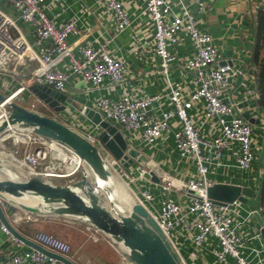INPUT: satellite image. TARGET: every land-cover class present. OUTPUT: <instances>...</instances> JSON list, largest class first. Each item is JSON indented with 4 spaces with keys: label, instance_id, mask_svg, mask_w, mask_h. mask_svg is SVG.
<instances>
[{
    "label": "built area",
    "instance_id": "obj_1",
    "mask_svg": "<svg viewBox=\"0 0 264 264\" xmlns=\"http://www.w3.org/2000/svg\"><path fill=\"white\" fill-rule=\"evenodd\" d=\"M0 1L14 9L17 18L28 25L24 30L16 18L0 8V92L5 96L0 102V120L7 116V102L19 103L22 94H28V86L32 83L45 84L59 92H65L71 85L88 101L82 103L78 112L84 115L87 107L98 111L102 120L122 133L127 143L122 156L129 157L127 150L133 148L146 156V164L134 158L128 167H124L99 140L103 130L100 125L86 117L87 122L68 109L57 119L97 147L113 176L127 180L132 202L141 204L155 220L181 264H189L184 255L186 244L191 245L188 256L193 258L209 238L217 240L216 246H209L213 263L259 264L256 257L263 249H252L244 254L247 246L234 219L240 202L214 204L207 196V188L214 183L207 178L211 166L247 170L253 163L254 150L252 124L239 113L238 104L230 101V86L240 71L232 60L228 62L222 56L213 37L199 28L190 10L191 5H195L199 12L204 10V1L143 0L153 32L142 36L135 29V16L125 8L124 0H101V9L109 16L113 27V34L106 39L92 35L95 26L82 27L76 14L57 22L70 10L64 0ZM252 2L264 8V0ZM174 4L179 5V12L173 11ZM49 9H52V16L47 13ZM126 30L129 31L127 50L131 55L145 61L150 57L157 58L155 69L162 76L164 90L146 94L138 91V84L128 78V62L116 56V51L124 46L117 44L116 51L112 49L115 39ZM183 31L190 37L192 50L179 59L169 46L180 40ZM71 35L76 38L69 42ZM80 44V51L76 54L75 47ZM174 61H178L179 68L188 75L186 79L170 78L169 70ZM8 77L20 79L12 84L6 79ZM246 89L249 95L259 99L255 84ZM92 92H96L94 97H90ZM198 104L200 109L192 113ZM29 109L39 112L35 103ZM205 127H208V133H202ZM10 132V136H22L19 139L26 144L21 158L17 159L19 168L25 169L24 178L36 175L57 183L55 179L74 176L86 168L75 152L56 140L35 134L25 127H11ZM168 132L179 161L193 166L185 183L174 178L167 169H164L159 183L144 177L151 170L148 166L151 160L160 165L152 152L159 151ZM232 142L236 143L237 153L234 162L228 164L223 160L224 151ZM137 180H145L146 184L130 187L129 183ZM173 190L181 195L168 194ZM254 212L251 210L248 215ZM43 217L25 212L20 220L38 221ZM85 224L89 238L95 242L103 239L112 245L119 255L118 264H134L122 243L91 224ZM0 230L22 246L23 243L1 221ZM30 239L76 263L71 245L60 237L38 231ZM1 264L67 263L39 250L23 248L4 256Z\"/></svg>",
    "mask_w": 264,
    "mask_h": 264
},
{
    "label": "crops",
    "instance_id": "obj_2",
    "mask_svg": "<svg viewBox=\"0 0 264 264\" xmlns=\"http://www.w3.org/2000/svg\"><path fill=\"white\" fill-rule=\"evenodd\" d=\"M66 4L70 6V10L57 19V22H62L72 14H76L81 19L82 27L95 26L96 29L92 32L93 36L99 39L109 38L113 34V27L108 15L104 14L101 7V0H64ZM174 1V0H172ZM204 10L197 11L195 5H191L195 19L201 30L207 31L214 39L218 50L222 56L228 60H232V64L237 67L240 74L233 80L230 86V101L233 100L237 104H242L243 112H249L254 119L252 124V147L254 150V160L251 167L247 170L236 169L230 167L214 168L211 166L207 173V178L212 182H222L236 184L241 187V193L246 198V202H240V209L236 210L234 215L235 224L237 225L240 236L244 239L247 248L244 250V254H248L250 250L257 249L262 252L256 257L259 264H264V239L261 234V229L264 226V93L260 87V65L259 62L264 60V8L257 7L252 0H203ZM1 2V1H0ZM125 8L134 14L135 22L134 27L140 35H150L153 32L152 21L144 11L143 0H124ZM0 8L8 12L14 18L21 28L28 27V25L20 21L17 18V12L11 9L9 6L0 3ZM172 9L175 12H179V5H172ZM49 16H52V9L47 11ZM129 31L126 30L120 34L112 45V49L116 51V45H123V49L116 51V56L124 58L129 65L128 78L131 81L138 84V91H145L146 94L153 93L157 90H164L161 87L162 76L157 74L155 66L157 65V58H149L148 60H142L131 55L127 50V36ZM76 36L71 35L68 37V41L72 42ZM80 45L76 46L75 53L80 51ZM171 51L177 53L181 59L186 53L192 50L191 40L187 32L183 31L180 34V40L169 46ZM64 62V61H63ZM161 76L159 78V76ZM169 76L171 79L182 78L186 79L187 74L182 72L179 68L178 61H174L171 64L169 70ZM240 81L237 83L238 77ZM8 81H12L15 84L20 78L8 77ZM18 79V80H17ZM1 84V83H0ZM256 85V88L260 94L259 99L253 98L249 95L246 87ZM264 87V86H263ZM31 92H28L29 97L32 96ZM68 97L73 98L81 103L68 104V108L75 116L85 122H87L84 115L78 110L83 102H88L84 95L79 91L72 89L71 85L67 87L64 92ZM96 92H92L90 97H94ZM229 101V99H228ZM229 101V102H230ZM80 104V106H79ZM197 109H200L199 104L196 106L194 113ZM240 113L241 108L238 107ZM257 116V117H256ZM196 122L199 120L196 118ZM208 127H205L202 133H208ZM17 135V134H16ZM19 136V135H17ZM171 133L168 132L164 138V142L159 145L158 152H152V156L159 161L160 166L163 169H167L172 172L174 178L180 179L182 182H187L190 173L193 172V166L189 162H180L171 138ZM225 155L223 160L232 164L234 162V156L237 153L236 143H230L229 147L224 151ZM12 156V155H11ZM13 158V156H12ZM2 164L8 168V160L6 161L0 156ZM17 161V160H16ZM20 167V166H18ZM17 175L14 179H24L25 169L19 168ZM5 177V172L2 173ZM8 176V175H7ZM115 176V175H114ZM117 176V175H116ZM115 176V178H117ZM124 185H127V180H119ZM59 183V182H57ZM67 183V182H66ZM63 184V183H62ZM145 180H137L135 183H129L130 187L145 185ZM125 187L128 189V187ZM176 192V193H175ZM168 194L180 196L181 193L177 191H169ZM114 195V192H113ZM105 197L107 195L105 194ZM118 199L114 195V200ZM39 198L35 196H29L23 200L25 204L35 205L39 202ZM119 202V201H118ZM120 203V202H119ZM124 203L125 205H122ZM124 211H128L132 205V200L121 201ZM2 208L4 209L10 222L16 227V229L27 237L33 236L36 232L45 229L47 231L59 233L64 232L68 237L72 233L63 229L62 225L74 227L76 230L75 237H79L78 241H75L72 248V255L74 256L77 264H110L105 262L101 258L94 248L88 247V240L86 237H82V234L87 233V228L82 220L70 219L65 220L64 217L44 216L43 219L38 221H24L20 220L25 212L16 207L15 204L1 200ZM110 208L109 202L105 204ZM121 206V207H122ZM14 208V211L12 210ZM254 210L259 215L263 222V225L259 223L255 212L248 215V212ZM16 220V221H15ZM15 224H14V223ZM238 223V224H237ZM261 227V228H260ZM260 229V230H259ZM55 234V233H54ZM86 236V234H85ZM80 238H82L80 240ZM102 247L104 250L110 248L112 252L117 256L116 261L119 263V255L112 247V245L101 239ZM100 243V242H99ZM217 245V240L209 238L204 245L200 248L196 257H189L188 250L191 245L188 243L184 246V255L186 256L189 264H217L213 263L214 256L209 251V246ZM26 249H32L25 245L22 246L15 241L10 240L7 235L0 230V264L4 256H8L13 252H20ZM82 260V263H78ZM223 264H229L223 263Z\"/></svg>",
    "mask_w": 264,
    "mask_h": 264
},
{
    "label": "water",
    "instance_id": "obj_3",
    "mask_svg": "<svg viewBox=\"0 0 264 264\" xmlns=\"http://www.w3.org/2000/svg\"><path fill=\"white\" fill-rule=\"evenodd\" d=\"M239 81L240 76L237 83ZM28 90L37 99L56 110L65 107H55L60 103H71L72 105L76 102L81 103L41 83H32L28 86ZM4 100L5 96L0 92V102ZM6 106L7 116L0 120V139L10 136L11 127L29 128L35 134L56 140L69 147L86 166L82 169L78 180L61 184L43 180L36 175L14 179L10 176L11 174L7 176V168L0 159V221L13 236L25 245L48 256L67 264H77L21 234L8 219L2 208L1 200L15 204L17 208L26 213L64 217L66 220L73 218L91 224L116 242L122 243L134 264H181L178 255L171 249L155 220L149 216L141 204L132 203L128 211H124L116 204L113 195L114 187L110 180L112 174L92 142L61 121L24 107L16 101L11 100ZM242 106L241 103L238 104L241 108L240 114L249 122H254L249 112H243ZM84 116L92 123L100 125L103 130L98 136L99 140L124 167H128L134 158L137 162L146 164V156L133 148L127 150L129 157L122 156L123 151L127 149L122 133L114 125L102 120L98 111L87 107ZM148 166L151 170L145 173L144 177L154 183H159L164 169L153 160ZM3 172L6 177L2 174ZM105 194L108 197L110 208L101 200ZM29 196H35L40 201L35 205L25 204L23 200ZM207 196L214 204L232 203L235 200L246 202V198L241 193V187L230 183L214 182L207 188ZM12 210L14 211V208ZM255 216L263 225L257 212ZM261 234L264 239V226Z\"/></svg>",
    "mask_w": 264,
    "mask_h": 264
},
{
    "label": "rangeland",
    "instance_id": "obj_4",
    "mask_svg": "<svg viewBox=\"0 0 264 264\" xmlns=\"http://www.w3.org/2000/svg\"><path fill=\"white\" fill-rule=\"evenodd\" d=\"M1 3V2H0ZM21 21V20H20ZM19 23V22H18ZM24 30H26L27 29V27H24L23 28ZM2 80H0V82H1ZM77 101V100H76ZM18 102H19V104H21V105H23V106H25V107H30L31 106V104L32 103H35V109H37L39 112H41V113H48V108H47V106H45L41 101H39V100H37V98L36 97H29V95L27 94V92H24L23 94H22V97L18 100ZM46 115V114H45ZM56 118H61V117H56ZM66 123H68L67 121H65ZM3 137V136H2ZM22 136H15V135H12V136H10V137H3L2 139H0V156L1 157H3L6 161L8 160V164H10V167H8V170H9V172L10 171H12V172H10V173H12L11 175L12 176H15V175H17L18 173H17V171L19 170V167L18 166H20V164L16 161L17 159H20L21 158V155H22V153H23V151H24V146L26 145L25 143H22V141H21V139H19V138H21ZM95 143L97 144V145H99L100 146V143L98 142V141H96L95 140ZM13 156V158H14V160H13V158H12V156ZM6 174L9 176V174H8V172L6 171ZM80 175H81V172H78L77 174H75L74 176H71V177H68V178H63V179H55L57 182H59V183H66V182H70V181H72V180H74V179H78L79 177H80ZM173 175V174H172ZM116 176V175H115ZM115 176H114V178L112 177V179L111 180H114L115 182H116V180L117 181H119V180H122L119 176H116L117 178H115ZM174 176V175H173ZM121 185V184H120ZM121 189H123V186L121 185V187H120ZM121 200H119V199H115L114 201L116 202V204H118L119 206H122V205H125L124 203H121V201H123L124 202V200H127V199H123V198H120ZM101 200H102V202L104 203V204H106L107 203V201L109 202V200L105 197V196H103L102 198H101ZM122 204H120L119 202ZM127 201H130V196H129V198H128V200ZM122 208H123V206H122ZM116 211H117V209H115ZM74 222H75V220H74ZM86 225V224H85ZM63 229H65V230H67V232H71L72 234V238H71V236H66L65 234H64V232H62V233H59L58 235H57V233L56 232H52L51 230L50 231H47V230H45V229H41V231H43V232H47V233H51V234H54V235H56V236H58V237H60L61 239H63V240H65L66 242H68L70 245H72L73 246V244H74V242L75 241H78L79 240V237H75V235H77L76 234V230L74 231V227H70V226H67V225H62L61 226ZM85 234H86V236H85ZM83 233L82 234V237L84 236V237H86L87 238V240H88V247L89 246H91V248H94V250H97V252L96 253H98V255L101 257V258H103V260L105 261V262H108V263H110V264H117V261H116V258H117V256L112 252V250L110 249V248H108L107 247V249L106 250H104V247H102V244L103 243H101V242H103V241H101V240H99L98 242H95V241H93L91 238H89L88 237V234L87 233ZM82 238H80V240H81ZM100 242V243H99ZM73 253V252H72ZM83 261L82 260H79L78 261V263H82Z\"/></svg>",
    "mask_w": 264,
    "mask_h": 264
},
{
    "label": "bare ground",
    "instance_id": "obj_5",
    "mask_svg": "<svg viewBox=\"0 0 264 264\" xmlns=\"http://www.w3.org/2000/svg\"><path fill=\"white\" fill-rule=\"evenodd\" d=\"M13 160H14V158H13ZM7 172H8V174L10 175V174H12V173H10V172H12V171H10L9 172V170H8V168H7ZM11 177H14V176H12V175H10ZM112 177L114 178V176L112 175ZM112 177H110V180L112 179ZM115 180V179H114ZM114 180H111V182H112V184H113V187H114V195H116V197L119 199V200H121L120 198H123V199H127L128 200V198H129V196H130V199L132 200V197H131V195H130V193H129V190L125 187V185L122 183V182H120V181H117L116 180V182L114 181ZM170 180V179H169ZM123 186V189H121L120 187H121V185ZM127 186V185H126Z\"/></svg>",
    "mask_w": 264,
    "mask_h": 264
},
{
    "label": "flooded vegetation",
    "instance_id": "obj_6",
    "mask_svg": "<svg viewBox=\"0 0 264 264\" xmlns=\"http://www.w3.org/2000/svg\"><path fill=\"white\" fill-rule=\"evenodd\" d=\"M62 93H64V92H62ZM41 101V100H40ZM42 102V101H41ZM45 106H47V108H48V113H45L46 115H48V116H50V117H53V118H55V119H57L56 118V116H60V117H62V112L63 111H65L67 108H68V104H66V103H60V104H57L55 107H57V108H59V107H61V106H65L64 108H62L61 110H56L55 108H52L51 106H49L47 103H44V102H42ZM63 104V105H62ZM44 114V113H43ZM58 120V119H57ZM81 176V175H80ZM80 178V177H79ZM78 178V179H79ZM78 179H74V180H78ZM73 181V180H72ZM71 182V181H70ZM68 183V182H67ZM62 184V183H61Z\"/></svg>",
    "mask_w": 264,
    "mask_h": 264
},
{
    "label": "trees",
    "instance_id": "obj_7",
    "mask_svg": "<svg viewBox=\"0 0 264 264\" xmlns=\"http://www.w3.org/2000/svg\"><path fill=\"white\" fill-rule=\"evenodd\" d=\"M264 18V15L262 16ZM260 65V73H259V79H260V87L263 89L264 93V60L259 62Z\"/></svg>",
    "mask_w": 264,
    "mask_h": 264
}]
</instances>
